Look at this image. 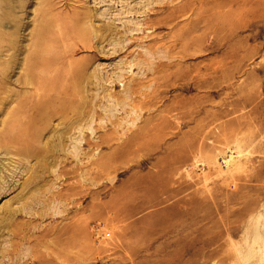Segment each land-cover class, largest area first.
<instances>
[{"label": "rangeland", "instance_id": "obj_1", "mask_svg": "<svg viewBox=\"0 0 264 264\" xmlns=\"http://www.w3.org/2000/svg\"><path fill=\"white\" fill-rule=\"evenodd\" d=\"M0 264H264V0H0Z\"/></svg>", "mask_w": 264, "mask_h": 264}, {"label": "bare ground", "instance_id": "obj_2", "mask_svg": "<svg viewBox=\"0 0 264 264\" xmlns=\"http://www.w3.org/2000/svg\"><path fill=\"white\" fill-rule=\"evenodd\" d=\"M229 161H230V158H229V157H227V159H226V161H225V162H226V163H228Z\"/></svg>", "mask_w": 264, "mask_h": 264}, {"label": "built area", "instance_id": "obj_3", "mask_svg": "<svg viewBox=\"0 0 264 264\" xmlns=\"http://www.w3.org/2000/svg\"><path fill=\"white\" fill-rule=\"evenodd\" d=\"M106 235H108V233Z\"/></svg>", "mask_w": 264, "mask_h": 264}]
</instances>
